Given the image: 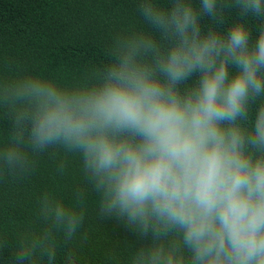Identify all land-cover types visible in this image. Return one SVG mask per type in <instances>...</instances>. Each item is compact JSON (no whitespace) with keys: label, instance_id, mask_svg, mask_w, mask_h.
<instances>
[{"label":"clouds","instance_id":"clouds-1","mask_svg":"<svg viewBox=\"0 0 264 264\" xmlns=\"http://www.w3.org/2000/svg\"><path fill=\"white\" fill-rule=\"evenodd\" d=\"M136 11L147 30L116 33L107 62L71 86L0 76V176L22 179L62 148L85 178L71 205L42 196L41 228L12 264H56L89 191L99 219L137 237L129 264H264V0H139Z\"/></svg>","mask_w":264,"mask_h":264},{"label":"trees","instance_id":"trees-1","mask_svg":"<svg viewBox=\"0 0 264 264\" xmlns=\"http://www.w3.org/2000/svg\"><path fill=\"white\" fill-rule=\"evenodd\" d=\"M157 2L168 5V0ZM138 3L0 0V76L42 74L71 86L90 69L107 62V50L116 33L147 30L137 14ZM248 22L255 37L258 22L252 17ZM230 23L231 18L225 27ZM8 127L0 113V140ZM34 159V170L24 178L0 176V243L6 245L0 248V264H12V253L22 235L40 230L39 202L45 193L71 205L74 192L85 186L78 154L53 148ZM98 201L99 196L89 191L84 223L71 244L58 239L56 264H129L137 237L122 221L99 219Z\"/></svg>","mask_w":264,"mask_h":264}]
</instances>
